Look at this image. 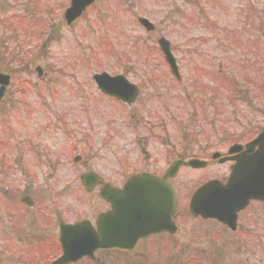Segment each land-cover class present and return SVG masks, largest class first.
Here are the masks:
<instances>
[{"label": "rangeland", "instance_id": "1", "mask_svg": "<svg viewBox=\"0 0 264 264\" xmlns=\"http://www.w3.org/2000/svg\"><path fill=\"white\" fill-rule=\"evenodd\" d=\"M2 1L0 18L18 11L20 21L6 31L0 22V72L11 73L0 104V264H50L59 255L51 245L58 216L64 222L94 217L98 192L83 190V171L108 179L122 169L124 174L161 173L175 158L197 150L191 140L195 135L202 146L208 140L220 142V134L219 140H211L210 128L201 123L210 119L220 121L218 126L228 120L225 129L234 136L264 128V0H95L71 26L62 23L70 0H13L10 10L7 0ZM138 16L151 21L155 30L146 32ZM13 25L19 26L16 39L22 41L18 45L25 57L14 46L4 51V38L14 33ZM160 36L171 43L180 81L170 74L158 49ZM36 66L43 70L40 78ZM247 69L262 79L261 90H256L257 96L239 92L238 101L229 88L243 84L239 78L249 73ZM103 71L122 73L136 84V102L127 106L102 94L92 76ZM234 75L238 78L230 79ZM192 79L216 93L212 104L202 100L192 106L185 94ZM75 155L81 159L72 161ZM224 167L217 162L198 170L182 167L172 180L179 205L187 203L195 186ZM26 185L35 200L32 208L19 200ZM13 216L18 228L15 235L7 233L10 246L4 235ZM181 222L183 233L199 226L188 217ZM184 235L161 244L178 247L177 242L187 241ZM41 238L49 239L46 248L36 246ZM243 238L219 227L211 239L201 237L197 246L217 249V257L207 252L193 260L264 264L263 251L233 253L250 250ZM31 240L37 243L29 247ZM156 242L147 240L138 248L157 247ZM168 259L103 251L95 261L76 264H162Z\"/></svg>", "mask_w": 264, "mask_h": 264}, {"label": "water", "instance_id": "2", "mask_svg": "<svg viewBox=\"0 0 264 264\" xmlns=\"http://www.w3.org/2000/svg\"><path fill=\"white\" fill-rule=\"evenodd\" d=\"M93 2L94 0H70L69 7L63 14L66 23L71 24L79 18ZM138 21L146 30L153 29V25L147 19L139 17ZM158 44L165 60L170 65L171 72L178 78L175 60L169 50V42L164 38H160ZM36 70L38 76H40V68L37 67ZM93 78L104 94L114 96L127 103H132L139 93L137 86L130 83L122 75L110 76L103 72L95 74ZM7 79V76L0 74V80L3 83L0 86V100L5 91L4 85L8 82ZM3 80L4 82H2ZM254 144L259 145L257 152L248 158L236 159L233 174L237 177H245L244 181L237 182L234 187L223 186L218 181H209L202 185L190 201V210L193 215L201 214L203 217L210 216L224 221L230 220L227 223L233 225L234 214L229 217V210L233 213L243 208L251 198L264 200V133L247 146ZM222 161L223 159H221ZM203 164L204 162L196 159L188 161L175 160L167 168L164 178L173 177L181 165L198 167ZM136 179L144 180L145 184L149 185L144 189L146 195L152 194L153 184L158 185L160 183L162 186L160 198L153 202V197H150V202L148 201V204L152 205L153 202L155 206L159 205V218L157 217L155 220L154 216L151 215L152 213H148L146 210L144 214L141 213L140 215L141 221L135 220L136 213L133 210L132 213H128L129 204L124 203L121 199L113 203L111 191L104 190L102 191V197L109 201L113 208L122 210L116 211L114 209L99 215L95 221V227L88 220L73 225L61 224L59 241L62 255L52 264H68L83 256L93 258V253L100 248H132L137 239L150 233L168 231L172 234L175 232L171 220L176 206L172 186L164 179L159 180L154 175L142 174L129 178L125 188ZM81 180L86 190H90L96 182V176L93 173H86L81 176ZM211 192L215 195L212 196Z\"/></svg>", "mask_w": 264, "mask_h": 264}, {"label": "flooded vegetation", "instance_id": "3", "mask_svg": "<svg viewBox=\"0 0 264 264\" xmlns=\"http://www.w3.org/2000/svg\"><path fill=\"white\" fill-rule=\"evenodd\" d=\"M13 0H7L6 1V7L10 10L13 5H15V2H12ZM18 5V4H17ZM20 5H18L19 7ZM0 7L3 8V1L0 3ZM16 10V6H15ZM9 11L7 14L2 15L0 18V22H3V24L8 21L10 23L12 14H13V19L18 20L20 18V14L17 11ZM133 118L134 115H131ZM222 125L218 126L220 121L217 120H207V121H202L201 123L204 125H207L210 128V133L211 135L209 138L212 139H218V136L220 134V142L216 144H211L210 140L206 141L204 140V145L202 146L201 142H198V136L192 137V143H193V148L197 149L196 151H192L191 154L186 156L183 159H189V158H197L201 160L206 161V165L203 168H206L207 166L213 165V163H218L221 165H224V169L221 170V172L218 175H212L211 177H208L205 179L203 182L195 186L197 188L199 185L202 183L209 181V180H218L220 183L223 185L227 186H232V184L236 183L237 180H244L245 178L240 176V177H233V170L234 166L236 165V158H248L252 154H254L258 150V146H251L247 148V144L251 142L260 132L264 131V128L259 129V128H254L251 131H242L240 135H233L230 132H228L225 127L228 124V120L222 119L221 120ZM138 124V121H136ZM199 126H196V129H198ZM232 135V136H231ZM201 143V144H200ZM217 154L215 158H212L213 155ZM207 155V156H206ZM179 157H182L180 155ZM226 159L225 162L220 163V159ZM188 168V167H186ZM191 169V168H189ZM191 170H198V169H191ZM165 172V169L159 173L156 171H145V170H136V171H131L126 174L123 173V169L121 170L120 173L113 174L111 179H108L106 176L101 175V177L104 180V183L109 184L110 186L114 188H122L124 181L129 177L141 173H150V174H155L157 176H163ZM175 186V185H174ZM103 187V184H99L94 187L93 190L100 191ZM134 188V192H130L128 194L129 198L131 201L134 203L132 204L131 207L128 208V211H134L139 214L141 211L143 212V208L141 209L140 205H135L136 202H142L144 194L141 193L140 191L143 190V185L140 183H134L132 186ZM194 188V189H195ZM22 191L25 196L21 197L19 200L28 208H32L34 205V198L29 195L28 191V186L26 185L24 190ZM194 191V190H193ZM192 191V192H193ZM4 193V192H3ZM27 193V195H26ZM177 196V209L175 212V215L173 216V221L177 227V232L173 235L167 233V232H157L150 234L147 237L141 238L137 241L135 246L132 249L126 250V249H118V248H112V249H102L99 252L107 251L111 254H120V255H141V256H156V257H162L163 255H168L169 259L166 260V262L162 264H198V260H193V258L197 259L198 256H203L207 252H211V255H218L219 252L217 249L214 248H209L207 247H197L199 246V241L201 240V237H206L207 239H211L215 233H217L218 228H222V230L229 231L233 234H240L241 237L243 238L244 241L246 242V245L249 246V249H235L234 254L236 255H243L245 252H249L250 254H259L262 251L264 252V201L261 200H252L250 199L248 202V205L243 208L242 210L238 211L235 213L236 215V227L234 230H230L231 228L225 226L222 223L225 222H220L215 219H204L200 216L193 217L188 208V203L185 202L184 206L179 205V195L178 192H176ZM192 194V193H191ZM190 194V195H191ZM34 195V194H33ZM189 195V196H190ZM18 202V200L16 201ZM19 203V202H18ZM99 205V207H98ZM109 209V205L104 202L103 200L99 199V202H97L96 209H94V216L96 217L98 214L101 212H105ZM152 211H157L155 208L151 209ZM34 217L36 218V213H33ZM188 217V219L197 224H199L198 227H191V229H187V233H183L182 231H185L182 229V222L184 218ZM61 215L58 216V227L61 221ZM247 220V225L248 227H245L243 225V222ZM186 221L183 222V225ZM6 234L4 236L8 237V234L12 236L15 231H17L18 224L16 222V219L13 217L10 218V221L6 224ZM8 233V234H7ZM181 234H185L184 236L186 237L187 241L186 242H177L178 247H165L163 244H161V241L163 240H173L177 236H181ZM15 235V234H14ZM9 239V245L11 246L10 243V238ZM149 241V240H157L158 244L157 247H150V248H138V245L144 241ZM156 242V243H157ZM32 243H37L32 242V240L29 242V245H27V242L24 246H29L31 247ZM52 243V242H51ZM32 244V245H31ZM35 246V245H34ZM203 246V244H201ZM184 256H189V258H185ZM184 257V258H183ZM158 264V263H157Z\"/></svg>", "mask_w": 264, "mask_h": 264}, {"label": "trees", "instance_id": "4", "mask_svg": "<svg viewBox=\"0 0 264 264\" xmlns=\"http://www.w3.org/2000/svg\"><path fill=\"white\" fill-rule=\"evenodd\" d=\"M232 33H234V32H232ZM226 38H227V36H226ZM231 39V38H230ZM243 79L245 80V82H247V83H250L249 82V80H251V83H253V85H254V89H257V90H261L260 88H261V86H260V84L262 85V79H253V77L252 78H250V75L247 73V74H244L243 76ZM233 78H235V77H233ZM236 79V78H235ZM237 83V82H236ZM246 88H247V86H246ZM248 90H244V92H242L241 90L240 91H238V85H236V87L234 88V92H235V98L239 101L240 100V97L242 96L240 93H245L246 92V94L247 93H249V92H247ZM240 92V93H239ZM244 95V94H243ZM257 96V95H256ZM236 100V101H237Z\"/></svg>", "mask_w": 264, "mask_h": 264}]
</instances>
